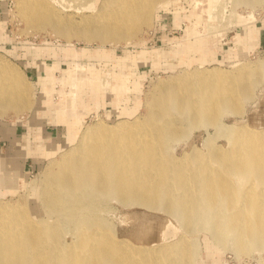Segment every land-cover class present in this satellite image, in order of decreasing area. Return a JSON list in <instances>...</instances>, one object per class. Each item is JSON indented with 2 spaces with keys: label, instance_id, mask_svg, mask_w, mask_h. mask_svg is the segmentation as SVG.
Returning a JSON list of instances; mask_svg holds the SVG:
<instances>
[{
  "label": "bare ground",
  "instance_id": "1",
  "mask_svg": "<svg viewBox=\"0 0 264 264\" xmlns=\"http://www.w3.org/2000/svg\"><path fill=\"white\" fill-rule=\"evenodd\" d=\"M58 1L59 8L49 0H16V14L37 29L50 27L56 37L70 40L77 35L86 42L118 45L128 44L141 27H151L158 20L157 10L173 2L103 0L99 9L81 14V22H75L64 10L70 0ZM220 1L208 0L207 19L223 18ZM236 1L235 6L257 4ZM251 17L238 19L249 25ZM75 24L81 26L78 31ZM248 25L238 37H251L257 43L260 31ZM189 33L193 36L195 30ZM216 36H201L194 47L207 48L205 55L217 52ZM178 42L179 48L194 49ZM155 55H162L161 51ZM256 61V67L236 63L233 71L200 65L194 71L159 79L151 99L147 98L143 118L119 119L111 125L101 118L87 126L77 122L56 146L42 177L28 184L14 173L3 172L0 162V189L17 193L22 188L28 194L12 204L0 201V264H195L198 248L184 231L209 234L218 245L230 241L237 256L264 249V129L222 123L224 115L242 114L244 102L253 100V91L264 79V56ZM45 68L52 72L56 67ZM20 71L0 57V120L20 119L34 106L31 86ZM87 71L89 76H81L80 81L71 72L61 80L67 92L57 93L60 123L66 122V111L79 117L88 113L83 111L87 108L84 94L99 99L108 92L118 99L127 90L124 79L117 78L116 85H111L109 79L98 77V71ZM198 129L208 133L207 154L193 148L179 158L169 153L173 143L188 142ZM219 136L227 139V150L212 145ZM7 176L15 178L17 186L6 182ZM31 193L37 200L35 212L27 200ZM111 201L160 211L174 222L141 214L135 220L139 221L135 235L118 238L104 217Z\"/></svg>",
  "mask_w": 264,
  "mask_h": 264
},
{
  "label": "rangeland",
  "instance_id": "2",
  "mask_svg": "<svg viewBox=\"0 0 264 264\" xmlns=\"http://www.w3.org/2000/svg\"><path fill=\"white\" fill-rule=\"evenodd\" d=\"M172 1L167 9L159 8L157 10L158 20L155 19L151 27H141L140 32L136 33L128 44L121 41L117 45L109 42L100 44L97 40L96 42L94 40L91 42L82 41L75 34H73L75 37H72L70 40L56 37L50 27L45 29L47 31L37 29L26 23L20 15L16 14V0H2V9L0 11L2 19L5 22V27H3L5 32L3 34L6 37L5 39H1L0 37V57L4 58L13 68L21 70V73L23 72L22 76L31 86L34 105L36 101L42 98L45 87L42 82L47 79L48 75H52L57 81L49 83L48 80L47 84L49 86L44 92L50 93L51 100L58 107L60 99L57 93L67 92V87H64L60 82L69 72L73 73L72 76L78 77L77 81L83 79L81 76H89L88 68H91L95 72L98 71V77L104 81L109 79L108 82L111 85H116L115 81L117 78L124 79L127 90L118 99L113 98L108 92L104 98L99 97V99H90L86 94L83 95V100L87 105L85 106L87 108L83 111L88 109L90 112L86 117L77 118V122L83 124V126H87L91 125V123H96L99 118L110 125L119 119L132 120L136 117L143 118L147 110L145 105L148 100L147 98L151 99V94L154 92V88L152 90V87L160 81L159 79L167 80L174 77L173 75L181 74L182 71H194L200 65L206 68L219 67L225 71H233L235 68H232V65L236 63L249 64L250 67H256L258 62L256 60H260L264 56V0H254L257 1V4L253 5L255 6L253 8L249 5L245 6L243 3L235 6L236 0L234 3L233 0H221L218 7L221 4L220 8L223 18L219 17L216 19L217 21L215 18L214 20L207 19L208 0ZM102 2L103 0H70L66 2V9L64 10L67 11V14L73 16L75 22H81V14L91 15L100 8ZM49 4L59 8L60 1L49 0ZM201 10L203 14L199 13ZM219 10L217 9V12ZM250 14L252 15L251 20H253H250L251 22L247 21L250 23L249 25L243 24L244 21L238 19L239 16L243 19H248ZM175 15L178 16L177 19ZM229 15H232L230 16L231 18ZM247 25L255 26L259 29L260 33L257 43L251 37L243 39L238 37L239 35H244ZM73 27L76 28V31L81 28L78 24L77 26L76 24L73 25ZM193 29L195 30V34L192 36L189 32ZM212 34L217 35L216 37L219 41L217 43L220 45V50L211 53L210 55L212 56L205 55L207 48L206 50L205 48L204 50H199L198 46V50H196L197 48L194 46L197 45L200 37L213 36ZM178 41L187 43L190 46L192 45L194 49L190 51L188 48H179L176 45L179 43ZM178 46H181V44H178ZM44 48H46V52L43 53ZM83 49L88 51H82ZM156 50L161 51L162 55L156 56ZM32 59L37 61V64H35L39 69L38 78L36 72H31ZM201 62L203 63L200 64ZM45 65L48 67L54 65L56 68L51 72V70L49 71L45 68ZM76 65L79 66L77 67ZM97 100L98 103L96 104L95 101ZM96 109H98L97 113H99L100 117L91 118V114H96ZM242 110V114L240 115H224L222 123L226 126L232 125L248 129L254 128L256 130L264 129V79L253 91V100L244 102ZM35 113L33 110L25 111L18 121H16V118H6L0 120V123L13 129L18 128L19 134L25 133L27 125H30L34 129L36 125L43 123L41 120L36 121L37 119H35V117L40 118L42 115L37 117ZM208 133L209 135H213V129L209 128ZM208 133L203 129L194 130L191 133L192 136L190 135L189 137L190 140H187L188 142L173 143L169 149V153L179 158L184 153L190 152L193 148L197 152L207 154L206 152L210 145L206 146L204 140L208 137ZM65 139L66 130L65 134L58 141L50 142L61 144ZM29 141L33 144L35 142L34 137ZM212 145L222 150L228 149V142L225 137H216ZM33 155L31 157H34L37 163H39L37 164V168L28 172L24 176V179L16 176L19 180H23L25 184H28L32 180L40 179L42 177L41 172L49 162V159L45 158L43 153L35 152ZM18 168L20 167L16 169ZM19 182L21 183V181ZM10 183L17 186V183L13 184V180ZM6 190L7 193L0 197V201L2 200L11 204L19 196L26 197L28 195L22 188L17 193L8 192L9 189ZM27 200L31 212H35L37 200L32 193L27 197ZM109 205L110 210L104 213V217L112 223L118 238L131 239L135 235L139 224V221L135 220L141 214H149L153 217L155 216L157 219L168 218L173 221L160 211H150L139 207L127 208L115 201H111ZM183 233L186 238L193 240L191 243L195 244L198 248L199 255L195 264H261V261H264V249L258 251L253 249L247 255L237 256L233 250V243L230 241L223 245H218L209 234L204 232L199 231L191 234L184 231ZM66 239L69 240V237L67 236Z\"/></svg>",
  "mask_w": 264,
  "mask_h": 264
},
{
  "label": "crops",
  "instance_id": "3",
  "mask_svg": "<svg viewBox=\"0 0 264 264\" xmlns=\"http://www.w3.org/2000/svg\"><path fill=\"white\" fill-rule=\"evenodd\" d=\"M1 9H2V0H0V10ZM3 27H5V22L2 19L1 11H0V37L1 39H5L6 37L3 34L5 32ZM2 35H4V37H2ZM36 62L37 61H34V59H32L31 72L32 73L36 72L37 78H38L39 69H38V66L36 65L37 64ZM54 78L55 77H52V75H48L47 79L42 82L43 85L45 86L44 91L47 90V87L49 86V84H47L48 80H49V83H53L57 81ZM49 94H50L49 92L48 93L44 92L42 94V98L39 100V103H37L38 106H36L35 104L34 107L31 109L36 112L35 115L37 117L42 115V117L40 118L35 117V119H37L36 121L41 120V122H43L41 123V125L38 124L39 126L36 125V127L33 129V127L26 124L27 127L25 129V133L22 132L19 134L18 128L13 129L3 123H0V162H3L4 168L2 170L7 175H11L14 173L15 175L20 176L22 179H24V176L27 175V173L30 172L31 170L36 169L37 164H39L37 163V160L34 157H31V155H33V153L35 152H39V153H43L44 157L49 159L53 155L54 150L56 149V146L59 144L57 142H56L57 144L51 143V142L58 141L60 137L65 134V130L67 134L69 129L72 128L77 123V118H80L75 113H73L71 110H69L65 112V115L63 118L65 119L66 122L60 123L59 120L61 118L59 114L56 113L58 106L56 104H53L52 107L50 106L51 98ZM98 109L95 110L97 115L91 114V118L96 117V116L97 118L100 117L97 113ZM38 110L40 111L38 112ZM89 112L90 110L88 111V113ZM88 113L85 112V114H80V115L83 117L84 116L86 117ZM105 114L107 113L105 112ZM32 137H34V141H35L33 144H31V142L29 141ZM38 141H42L41 147L36 145ZM17 167H20V168L16 170ZM12 180H13V184H16L15 178L10 177V176H7L5 178V181L6 182L8 181L9 183ZM5 193H7V190L5 191L1 187L0 197L2 194H5Z\"/></svg>",
  "mask_w": 264,
  "mask_h": 264
}]
</instances>
